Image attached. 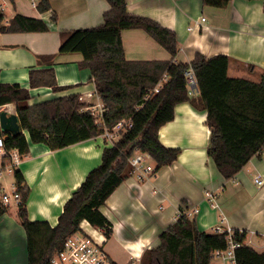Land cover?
<instances>
[{
	"label": "crops",
	"instance_id": "1",
	"mask_svg": "<svg viewBox=\"0 0 264 264\" xmlns=\"http://www.w3.org/2000/svg\"><path fill=\"white\" fill-rule=\"evenodd\" d=\"M39 2L34 6L32 0H0V13L6 23L21 15L43 20L49 26L45 33H0V83L19 84L28 90L29 106L71 95L80 96L87 106L99 104L92 74L81 68L83 56L60 53L61 33L100 27L110 10L109 3L49 0L51 10L42 13L37 8ZM126 3L129 14L151 19L175 32L177 62L190 64L199 55L207 59L224 55L231 60L230 77L259 82L264 75V1L231 0L224 9L206 6L204 0H126ZM191 27L196 28L189 31ZM121 38L128 61L172 59L143 30L123 31ZM45 56H54L51 68L57 86L66 90L31 88L30 73L48 68L47 64L39 63V58ZM2 112L17 116L14 104L0 107ZM159 140L166 148L181 150L177 161L157 171V164L151 159L147 163H153L155 172L143 177L132 170L101 209L113 225L112 236L116 233L129 246L125 249L129 254L126 264L136 255L142 259L146 251L160 244V235L175 223L180 207L198 211L190 220L201 231L244 233L247 246L264 253V184L256 183L258 177L264 181V152L227 181L208 156L211 140L208 115L188 103L176 106L174 119L160 129ZM105 147L110 145L102 136L58 151L30 143L29 153L22 157L18 167L30 190L27 206L30 220L56 226L72 193L101 164ZM207 192L214 195L215 207ZM17 212L18 207H10L9 213L0 219V245L19 240V255L13 254L17 258L9 264H28L26 234ZM0 255V264H4L2 248ZM211 264L232 263L213 257Z\"/></svg>",
	"mask_w": 264,
	"mask_h": 264
},
{
	"label": "trees",
	"instance_id": "2",
	"mask_svg": "<svg viewBox=\"0 0 264 264\" xmlns=\"http://www.w3.org/2000/svg\"><path fill=\"white\" fill-rule=\"evenodd\" d=\"M106 1L110 10L105 13L103 24L94 29L61 33L60 53L83 56L81 68L90 70L96 93L105 107V128L112 129L122 119H131L133 127L114 145L104 148L101 164L72 193L56 226L30 220L27 208L30 190L25 186L23 173L15 169V188L21 199L17 216L26 234L28 264H50L67 237L84 220L105 229L108 239L111 238L113 225L101 209L131 174L136 154L149 155L157 164V171L177 161L181 150L162 145L159 131L174 119L175 108L180 104L188 103L207 113L211 129L208 156L227 181L264 152V75L259 82L232 78L228 74L231 60L224 55L210 59L199 55L190 64L179 63L175 32L151 19L129 14L126 0ZM230 3L231 0H204L206 6L217 9L227 8ZM37 8L42 13L51 10L49 0H40ZM53 19L56 21V17ZM126 30L145 31L172 59L128 61L121 38ZM48 31L49 26L43 20L17 15L6 23L0 13V33ZM39 63L47 64L48 68L30 73L31 88L66 90L57 86L51 68L54 56L40 57ZM189 72L196 79L194 95L190 94L186 76ZM158 86L159 92L153 93ZM30 100V92L19 84L0 83V107L14 104L21 127L15 135L0 130V138H4L9 152L18 151L22 157L26 156L30 143L43 144L52 151L63 150L97 139L105 132L78 95L34 106H29ZM9 210L0 192V219ZM180 211L178 220L160 235V244L143 254L142 264H211L216 251L228 249V233L203 232L184 215L185 207H180ZM245 237L235 231L233 239L241 243ZM235 264H264V253L240 246L235 250Z\"/></svg>",
	"mask_w": 264,
	"mask_h": 264
},
{
	"label": "built area",
	"instance_id": "3",
	"mask_svg": "<svg viewBox=\"0 0 264 264\" xmlns=\"http://www.w3.org/2000/svg\"><path fill=\"white\" fill-rule=\"evenodd\" d=\"M32 2L33 5L36 6L38 0H32ZM202 21L205 22L206 19H202ZM195 28L196 27H191L189 28V31H194ZM186 76L188 79L190 94L194 95L196 93L195 76L192 72L187 73ZM159 90L160 86H158L153 93H158ZM94 95L98 97L97 93ZM98 100L100 103L93 106L88 105L87 111L92 113L98 126L105 128V123L103 120L105 107L99 97ZM132 127L133 122L131 119H122L118 121L112 129L105 128V132L102 137L110 146H112L121 139L124 132H126L128 129H131ZM148 158L151 160L149 155L137 153L132 159V170L139 172L140 177L155 172V169L151 165H146ZM21 161L22 156L19 154V152L7 151L4 138H0V177L4 176L5 174H14L15 169L19 167ZM3 164L6 166L3 167ZM256 183L259 186H262L264 181L258 177L256 179ZM11 187L13 189L12 192L10 194H6V189L2 184L0 185L1 199L3 204L6 206H10L11 202H14L16 205H18L21 201L20 194L15 188V183ZM206 196L213 204V207H215V197L212 192H207ZM195 213H198V211L186 210L184 215L190 219ZM181 215V211H179L175 221H177ZM217 233L223 232L217 231ZM228 235V249L226 251H216L214 253V257L221 258L223 261L229 260L232 264H235V250L240 246H247L248 243L246 238L241 243L235 242L233 239V231L228 232ZM107 242L108 236L105 229L94 226L89 221L84 220L80 223L78 230L67 237L62 250L54 255L50 264H115V262L105 251ZM129 264H142V259L136 255L131 259Z\"/></svg>",
	"mask_w": 264,
	"mask_h": 264
},
{
	"label": "rangeland",
	"instance_id": "4",
	"mask_svg": "<svg viewBox=\"0 0 264 264\" xmlns=\"http://www.w3.org/2000/svg\"><path fill=\"white\" fill-rule=\"evenodd\" d=\"M108 144V143H107ZM150 159L148 158L147 161ZM152 162H148L146 165H151ZM152 166V165H151ZM15 183L14 174H5L4 176L0 177V185L2 184L4 188L6 189V194H10L12 192V185ZM1 192V190H0ZM13 209L17 207V205L14 202H11V205L9 206ZM16 238V237H15ZM2 244V243H1ZM18 245H21V242L17 239L8 242L5 246L0 245V251L2 248V258L4 259V264L10 263L12 259L17 258V256H13V254L19 255V247ZM124 244L122 240L118 237V235L115 233L114 236L110 238V241L107 243L105 251L108 253V255L118 264H126V261L129 259V254L127 250L129 249V246ZM1 257V255H0ZM20 258V256L18 257ZM227 262H230L227 260Z\"/></svg>",
	"mask_w": 264,
	"mask_h": 264
},
{
	"label": "water",
	"instance_id": "5",
	"mask_svg": "<svg viewBox=\"0 0 264 264\" xmlns=\"http://www.w3.org/2000/svg\"><path fill=\"white\" fill-rule=\"evenodd\" d=\"M0 130L3 133L18 134L21 131L17 116H9L7 113H0Z\"/></svg>",
	"mask_w": 264,
	"mask_h": 264
}]
</instances>
